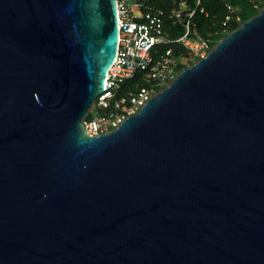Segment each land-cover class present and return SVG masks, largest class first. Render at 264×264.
<instances>
[{"label": "water", "instance_id": "obj_1", "mask_svg": "<svg viewBox=\"0 0 264 264\" xmlns=\"http://www.w3.org/2000/svg\"><path fill=\"white\" fill-rule=\"evenodd\" d=\"M117 45L115 0H0V264H264V7L90 137Z\"/></svg>", "mask_w": 264, "mask_h": 264}, {"label": "built area", "instance_id": "obj_2", "mask_svg": "<svg viewBox=\"0 0 264 264\" xmlns=\"http://www.w3.org/2000/svg\"><path fill=\"white\" fill-rule=\"evenodd\" d=\"M149 1L115 0L117 52L102 94L83 119L90 137L114 131L126 119L139 114L149 100L187 68L186 61L194 64L211 50L210 40L200 37L192 23L196 10L204 13L200 0H191L194 7L180 0L166 10L149 5ZM226 9L223 32L235 18L234 9L230 5Z\"/></svg>", "mask_w": 264, "mask_h": 264}, {"label": "trees", "instance_id": "obj_3", "mask_svg": "<svg viewBox=\"0 0 264 264\" xmlns=\"http://www.w3.org/2000/svg\"><path fill=\"white\" fill-rule=\"evenodd\" d=\"M180 0H150L149 5L166 10L176 5ZM190 7H194L191 0H186ZM226 5H230L234 12L232 13L235 18L239 19V23L232 20L224 32H231L238 28L243 21H247L253 16L258 14V9L252 4V0H200V6L204 9V13L196 10L192 23L197 30L200 37L210 40V47L212 49L213 43L221 39V33L224 28L222 21L228 14ZM180 28V26H178ZM177 28V30H179ZM223 38V37H222Z\"/></svg>", "mask_w": 264, "mask_h": 264}, {"label": "rangeland", "instance_id": "obj_4", "mask_svg": "<svg viewBox=\"0 0 264 264\" xmlns=\"http://www.w3.org/2000/svg\"><path fill=\"white\" fill-rule=\"evenodd\" d=\"M252 4L254 5V7L256 9H262L264 7V0H252ZM230 32H222L221 33V39L222 37H225L229 34ZM219 39L218 41H216L215 43H213V47L212 49L218 44V42L221 40ZM193 64V62L191 60L186 61V65L184 67H188L191 66Z\"/></svg>", "mask_w": 264, "mask_h": 264}]
</instances>
